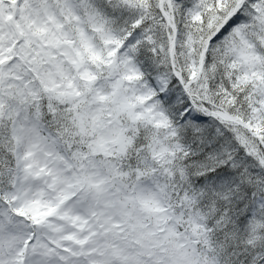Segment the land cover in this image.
Returning a JSON list of instances; mask_svg holds the SVG:
<instances>
[{
  "label": "snow or ice",
  "instance_id": "obj_1",
  "mask_svg": "<svg viewBox=\"0 0 264 264\" xmlns=\"http://www.w3.org/2000/svg\"><path fill=\"white\" fill-rule=\"evenodd\" d=\"M0 264H264V0H0Z\"/></svg>",
  "mask_w": 264,
  "mask_h": 264
}]
</instances>
